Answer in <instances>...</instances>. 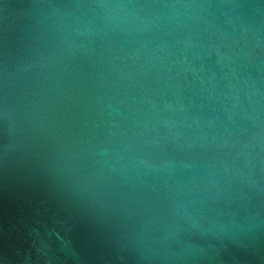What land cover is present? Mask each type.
<instances>
[{"label": "water", "instance_id": "obj_1", "mask_svg": "<svg viewBox=\"0 0 264 264\" xmlns=\"http://www.w3.org/2000/svg\"><path fill=\"white\" fill-rule=\"evenodd\" d=\"M0 264H264V0H0Z\"/></svg>", "mask_w": 264, "mask_h": 264}]
</instances>
